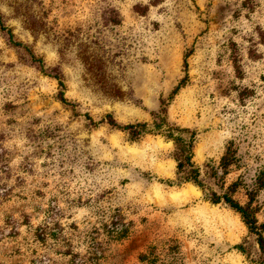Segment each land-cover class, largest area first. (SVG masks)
Instances as JSON below:
<instances>
[{
    "label": "rangeland",
    "instance_id": "rangeland-1",
    "mask_svg": "<svg viewBox=\"0 0 264 264\" xmlns=\"http://www.w3.org/2000/svg\"><path fill=\"white\" fill-rule=\"evenodd\" d=\"M246 1L0 0V187L9 193L0 264H72L66 249L84 264H264L240 214L192 182L177 186L173 141L132 140L88 119L152 124L165 106L171 123L197 131L200 166L218 164L233 140L240 165L226 186L242 176L255 187L264 177V44L255 60L246 49L264 30V0L252 10ZM31 54L59 68L71 104ZM235 197L248 200L244 188ZM55 205L53 230L40 240ZM253 206L264 223V187ZM115 220L126 236L110 234ZM151 250L155 263L141 261Z\"/></svg>",
    "mask_w": 264,
    "mask_h": 264
},
{
    "label": "trees",
    "instance_id": "trees-1",
    "mask_svg": "<svg viewBox=\"0 0 264 264\" xmlns=\"http://www.w3.org/2000/svg\"><path fill=\"white\" fill-rule=\"evenodd\" d=\"M258 1L259 0H247L245 7L252 10L257 5ZM1 18L2 17L0 16V20ZM2 24V29L6 30V25L3 22ZM256 33L258 34L259 41H256V37L251 38L250 44L246 49L249 57L254 60L259 57L258 45L264 44V30L261 27H258L256 29ZM17 44L20 46V43ZM230 48V56L233 61L235 71L239 77H242L244 74L242 64L244 53L234 42L231 43ZM31 57L32 63L38 64L39 68L43 72L59 80L61 87L59 99L65 104H71L65 97L64 75L59 68L46 67V64L43 63L40 58H36L33 54H31ZM181 86L182 83L173 90L172 94H175ZM151 115L153 117L152 124H149L148 122L122 124L119 123L110 113L99 122L94 121L91 117H88V119L93 126L107 122L112 127L127 133L132 140H139L147 133H154L156 135H162L166 140L173 141L174 148L171 152V156L177 162V179L175 181L177 186L187 182H192L201 187L205 196L212 204H224L240 214L243 222L248 227L249 232L254 236V241L258 245V251L261 255V263H264V223H259L256 215L257 208L253 206L257 193L264 187V177L259 176L255 182V187L251 189L249 186L245 185L242 176H239L238 179L226 186L227 175L240 165L238 148L235 146L233 140L228 141L225 151L218 164H215L212 160H210L205 162L203 166H200L194 160V151L198 143L197 131L190 127H183L175 123H171L168 120L167 109L165 106L158 111H153ZM2 151L3 149L0 145V162L3 163L0 169L4 171L7 169V165L4 163ZM2 188L3 187H0V203L7 200L9 196L8 190L6 189V191H1ZM240 188H244L245 195L248 196L246 203H242L235 197ZM58 214L56 205L51 206L47 211L45 222L39 227L37 232V237L40 240H46L47 228H50L49 226L51 222H53V219ZM117 217L119 216L117 215ZM55 225H58V223ZM109 229L110 234L119 238L126 236L128 233L127 224L120 220L112 222ZM50 230H53V228H50ZM64 253L72 257V264H84L86 261L85 257H80L79 254L74 253L71 249H66ZM154 255V252L151 250L149 253H143L140 258L141 261H150L151 263H155V261L152 260ZM98 258V251H96L93 256L88 257V260L97 261Z\"/></svg>",
    "mask_w": 264,
    "mask_h": 264
}]
</instances>
